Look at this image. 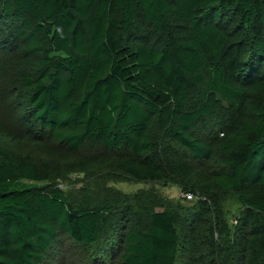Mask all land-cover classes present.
Listing matches in <instances>:
<instances>
[{"label":"trees","instance_id":"16d2710c","mask_svg":"<svg viewBox=\"0 0 264 264\" xmlns=\"http://www.w3.org/2000/svg\"><path fill=\"white\" fill-rule=\"evenodd\" d=\"M0 264H264V0H0Z\"/></svg>","mask_w":264,"mask_h":264},{"label":"rangeland","instance_id":"374dc122","mask_svg":"<svg viewBox=\"0 0 264 264\" xmlns=\"http://www.w3.org/2000/svg\"><path fill=\"white\" fill-rule=\"evenodd\" d=\"M70 184V182H69ZM114 186L120 189L123 192H133L137 189H146L149 187H153L156 190L160 191L163 195L173 200H177L180 197V192L175 185H163L160 183H144V182H131V181H124V182H117ZM192 200L188 199L184 202V204L190 205ZM237 205L235 203H226L225 210L227 212V219L229 221L232 220V217L236 213Z\"/></svg>","mask_w":264,"mask_h":264},{"label":"built area","instance_id":"2783aa9c","mask_svg":"<svg viewBox=\"0 0 264 264\" xmlns=\"http://www.w3.org/2000/svg\"><path fill=\"white\" fill-rule=\"evenodd\" d=\"M185 197H186L187 199H192V195H191V194H188V193L185 194Z\"/></svg>","mask_w":264,"mask_h":264}]
</instances>
